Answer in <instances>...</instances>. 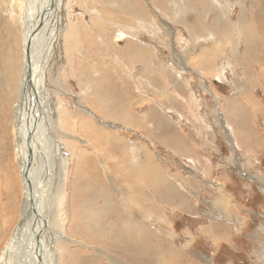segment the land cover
Segmentation results:
<instances>
[{"label": "rangeland", "instance_id": "1", "mask_svg": "<svg viewBox=\"0 0 264 264\" xmlns=\"http://www.w3.org/2000/svg\"><path fill=\"white\" fill-rule=\"evenodd\" d=\"M19 2L0 0V173L8 163L4 180L22 204ZM64 4L58 44L38 71L59 148H50L54 194L44 211L60 231L62 262L54 243L53 264H264V0ZM83 190L106 191L117 209L94 206ZM117 218L139 239L148 231L140 260L112 251L129 256L116 242L124 234L104 228Z\"/></svg>", "mask_w": 264, "mask_h": 264}, {"label": "bare ground", "instance_id": "2", "mask_svg": "<svg viewBox=\"0 0 264 264\" xmlns=\"http://www.w3.org/2000/svg\"><path fill=\"white\" fill-rule=\"evenodd\" d=\"M64 5V0H21V2H19L25 57L23 61V71L19 80L20 87L17 104L14 110V131L18 148L20 178L22 180L23 192H21L24 197L22 204H20V198L19 200L17 197L14 198L13 184H8L7 181L4 180H9L11 177L9 164H4L1 169L3 173H0V235L3 232H5V234L10 232L8 230L9 226H7L9 221H11L10 223H15V221H17V224L12 228V234L2 249L0 264H53L55 262V245L56 247L59 246L58 251L56 250V256L58 258L60 257V263L62 262V255L60 254L63 251L61 248L62 244L59 245L57 242H54L56 233L60 234V231H54L55 227L53 228L46 221L47 219H45V216L47 217V215L44 213L54 194L50 188L53 184V182H51V173L53 169H55L50 161V148L55 147L58 150L59 148L56 146L58 138L55 135L51 136L52 134H50L48 128L49 115L51 120L54 118L53 115H51L52 113L49 114V105L53 103V99L49 97L50 94L48 95L45 91V87H42L41 80L43 76L38 74V71L41 67L40 64L43 60L44 52L50 51L55 39L59 36L58 32L61 30L59 24H61L60 22L62 20L60 17L62 15H59V13L63 10ZM57 14L58 18H56ZM59 17L60 20L57 22ZM40 21L42 22L41 26L33 35L29 57L27 58L25 51L26 40L29 33L36 28V25ZM57 44L58 43L55 41V45ZM26 68L30 70V76L26 73ZM32 98H34L33 101H31ZM46 108H48V110L45 113ZM30 127H33V131L28 137V146L31 151V155L28 157L25 139ZM26 164L28 165L27 170H25ZM56 169L60 172L58 167ZM24 171H26V173ZM41 174L44 175L41 177ZM59 176L60 174L58 173L56 179H59ZM103 195L106 199L104 203H95V199H98L96 195H88L91 196L89 201L92 202L94 206H105L112 214V212L117 209V205H113L108 201L110 198L106 191L103 192ZM77 197L79 199L78 203L80 205L83 204L84 202L80 200L79 195H77ZM143 200V196H135L133 199H130V201L145 213ZM19 205L20 212L18 210ZM118 211H120V209H118ZM18 212L20 217L18 216ZM57 214L58 213L51 214L52 222L56 219L60 221ZM102 214H104V211H102ZM4 216H6V218H4ZM124 221H126V218H117L112 223H104L107 234L113 233L117 236L121 235L118 233L124 234V237L120 241L117 239L116 242L119 245L118 248L123 247L124 250L129 253V256L126 253H119L120 251L114 248L112 251L119 255L123 254L130 260L131 257L140 260V253L144 252L146 248L148 231L143 227L138 229L141 235L139 239L134 231L130 232V228H124ZM127 225H130V223L127 222ZM77 228L81 230L79 226ZM81 235L82 233H80V236ZM105 239L106 238H99V243L104 242ZM111 240L112 239L109 238L108 242L113 244ZM122 243L123 245H121ZM144 261L145 259L143 257L140 263L147 264V262Z\"/></svg>", "mask_w": 264, "mask_h": 264}, {"label": "water", "instance_id": "3", "mask_svg": "<svg viewBox=\"0 0 264 264\" xmlns=\"http://www.w3.org/2000/svg\"><path fill=\"white\" fill-rule=\"evenodd\" d=\"M41 23H42L41 21L38 22V24L36 25V28L29 33V36H28V38L26 40L25 51H26L27 58L29 57V50H30V45H31L32 39H33V35L36 32V30L41 26ZM26 73L28 74V76H30V70L27 69V68H26ZM21 96H22V94H21ZM33 100H34V98L31 99V101H33ZM32 131H33V127H30L28 132H27V134H26V139H25V142L27 144V156L28 157L31 155V151H30V148L28 146V142H29L28 137L30 136ZM27 168H28V165L26 164V169L25 170H27ZM24 172L26 173V171H24Z\"/></svg>", "mask_w": 264, "mask_h": 264}, {"label": "crops", "instance_id": "4", "mask_svg": "<svg viewBox=\"0 0 264 264\" xmlns=\"http://www.w3.org/2000/svg\"><path fill=\"white\" fill-rule=\"evenodd\" d=\"M129 48H130V45L128 44L127 52L129 50ZM131 52H135V50H131L130 53ZM130 58L133 59L135 57L130 54ZM124 158H126V157L124 156ZM121 160L124 161V159H121ZM79 192L82 194H85V195H96V196H98V199H95V202H97V203H104L106 200L104 195H103V191L95 192V190H93V192H92L91 190H89V191L83 190V191H79ZM125 194H127V191H124L123 195H125ZM156 195L159 197V193H156ZM108 201L110 202V199ZM96 205H99V204H96Z\"/></svg>", "mask_w": 264, "mask_h": 264}]
</instances>
